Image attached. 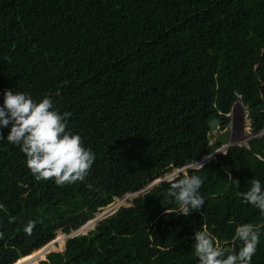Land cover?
I'll return each mask as SVG.
<instances>
[{
    "label": "trees",
    "instance_id": "16d2710c",
    "mask_svg": "<svg viewBox=\"0 0 264 264\" xmlns=\"http://www.w3.org/2000/svg\"><path fill=\"white\" fill-rule=\"evenodd\" d=\"M5 90L51 97L95 154L83 182L38 181L0 130V264H12L222 146L209 122L222 130L237 97L251 131L264 128V0H0V105ZM192 174L200 210L175 214L161 181L39 264H199L197 232L235 251L244 223L264 264V216L241 195L264 182V134L175 179Z\"/></svg>",
    "mask_w": 264,
    "mask_h": 264
},
{
    "label": "clouds",
    "instance_id": "9594fccd",
    "mask_svg": "<svg viewBox=\"0 0 264 264\" xmlns=\"http://www.w3.org/2000/svg\"><path fill=\"white\" fill-rule=\"evenodd\" d=\"M244 108L243 106L244 115L247 117V112ZM70 116L71 113L68 112L61 114L55 107L51 97H44L37 102L26 92L4 91L3 104L0 105V130L11 126L6 136V141L19 147L26 157L27 167L36 180H54L58 186H62L65 183L73 184L77 181H85L95 161V154L91 149L84 146L81 136L73 133L68 127ZM263 129L256 133L251 131L252 138L258 136V133ZM4 140L5 137L0 131V141ZM226 144L224 143L222 146L228 147L230 145L229 143ZM215 151L216 149L213 154L205 155L198 161L181 168H173V170L166 173L172 172L169 180L162 181L173 180L166 195L169 198V202L176 205L175 214L187 217L192 211L200 210L204 206L205 197L200 191L203 184L202 177L192 174L184 175L183 178L179 179L175 178L180 173H186L187 169L201 168L212 157L220 154L217 152L214 154ZM160 178L154 179L148 185L153 187L155 183L161 182ZM236 183L239 185V182L236 181ZM141 191L133 193L136 194ZM241 195L246 203L259 209L261 215L264 216V182L259 179H253L249 191ZM94 218L89 219L83 225ZM83 225L67 233L70 236L68 238L80 235L78 234L80 233L79 229ZM71 233L77 234L71 236ZM260 234L258 227H254L250 223L240 224L236 227L233 237L234 242H238V250L233 251L226 247L217 246L214 237L209 232L199 231L195 234V252L199 264H251L252 258L257 252V246L260 243ZM0 238H2V234H0ZM65 241L63 249H65ZM46 255L40 261L45 260Z\"/></svg>",
    "mask_w": 264,
    "mask_h": 264
},
{
    "label": "rangeland",
    "instance_id": "374dc122",
    "mask_svg": "<svg viewBox=\"0 0 264 264\" xmlns=\"http://www.w3.org/2000/svg\"><path fill=\"white\" fill-rule=\"evenodd\" d=\"M245 109V108H244ZM229 116V121L228 123L226 124V126L220 130L218 128V135H223L224 138L226 139V143H229L232 142L230 145H228V147L232 146V145H240V144H246L248 142V140L250 138H252V133H251V129H250V126H249V119L244 115V111H243V105L241 104L240 101H237L234 105H233V108H232V111L228 114ZM259 136V135H258ZM213 142V140L211 141ZM210 142V143H211ZM227 145V144H226ZM227 146H220L219 148L216 149V151L214 152V154L217 152V153H223L227 148ZM223 150V151H222ZM213 154V152H212ZM172 172L169 173V174H165V176L161 177L160 180H169L170 179V176H171ZM158 183V182H157ZM156 184V183H155ZM152 187L147 185L144 189H142V191L140 193H131V194H128V196H123L121 198H118L115 202H116V208H114L113 210L117 209L118 207H122V206H130L132 205V200L134 197H136L137 195L141 194L143 191H145L146 189ZM107 208V207H105ZM104 209H101V210H98V214L96 213L95 214V218L96 219L93 223V225L91 227H89L88 229H79V232L78 234H86L88 231H90L101 219L109 216V214H111L112 212H109L105 215H101L103 213V211L105 210ZM100 214V215H99ZM97 215V216H96ZM101 216V217H100ZM93 219V220H94ZM91 221V220H90ZM89 221V222H90ZM86 225V224H85ZM83 225V226H85ZM82 228V227H81ZM77 233L75 234H72L71 233V236H74L76 235ZM69 234L65 233L64 231L62 230H58L56 233H55V239L49 243L46 247V249H51L54 244H56V247L55 249H51V251H55V252H63L64 249V241L65 239H67ZM63 237V238H62ZM50 250H48L49 252ZM46 255V254H45ZM43 256V252L39 253V254H36L35 257H34V262H36L35 264H39V261H40V257Z\"/></svg>",
    "mask_w": 264,
    "mask_h": 264
},
{
    "label": "bare ground",
    "instance_id": "6f19581e",
    "mask_svg": "<svg viewBox=\"0 0 264 264\" xmlns=\"http://www.w3.org/2000/svg\"><path fill=\"white\" fill-rule=\"evenodd\" d=\"M223 151V150H222ZM117 202V201H116ZM116 202L113 206H110V207H107L105 208V210L103 211V213L101 215H105L106 213H109V212H112L114 208H116ZM98 214V213H97ZM100 215V214H99ZM97 216V215H96ZM101 217V216H100ZM96 219L94 220H91L89 223H87L85 226H82L81 229H88L89 227H91L94 223ZM63 238V237H62ZM47 247H44L43 249L33 253L32 255L28 256V257H25L23 259H20L18 261H16L15 263H12V264H30L32 262H34V257L36 254H39L41 252H43V256L44 254L49 250V249H46ZM51 251V250H50Z\"/></svg>",
    "mask_w": 264,
    "mask_h": 264
},
{
    "label": "water",
    "instance_id": "95a60500",
    "mask_svg": "<svg viewBox=\"0 0 264 264\" xmlns=\"http://www.w3.org/2000/svg\"><path fill=\"white\" fill-rule=\"evenodd\" d=\"M239 99H240V98L238 97L236 101H240ZM236 101H235V102H236ZM234 104H235V103H234ZM234 104H233V105H234ZM246 112H247V110H246ZM209 126H210V128H211V132H212V134H213V135H217V133H218V127H219V121H218L216 118H214V119H212V120L209 122ZM117 199H118L117 196H113L112 201L109 202L106 206L99 207V210L104 209L105 207L113 206V205L115 204V201H116ZM116 210H117V209H116ZM116 210H113L112 213H114ZM112 213H111V214H112ZM106 214H107V213H106ZM111 214H109V215H111Z\"/></svg>",
    "mask_w": 264,
    "mask_h": 264
},
{
    "label": "built area",
    "instance_id": "2783aa9c",
    "mask_svg": "<svg viewBox=\"0 0 264 264\" xmlns=\"http://www.w3.org/2000/svg\"><path fill=\"white\" fill-rule=\"evenodd\" d=\"M262 134H264V129L258 133V135H262Z\"/></svg>",
    "mask_w": 264,
    "mask_h": 264
}]
</instances>
